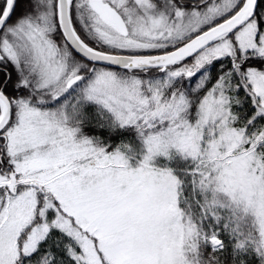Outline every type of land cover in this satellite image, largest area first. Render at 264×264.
Returning <instances> with one entry per match:
<instances>
[{"label":"snow or ice","instance_id":"obj_1","mask_svg":"<svg viewBox=\"0 0 264 264\" xmlns=\"http://www.w3.org/2000/svg\"><path fill=\"white\" fill-rule=\"evenodd\" d=\"M0 264H264V0H0Z\"/></svg>","mask_w":264,"mask_h":264}]
</instances>
